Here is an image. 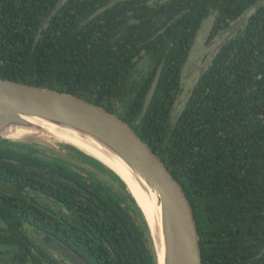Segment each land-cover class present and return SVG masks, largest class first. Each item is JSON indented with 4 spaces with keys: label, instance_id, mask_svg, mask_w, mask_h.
<instances>
[{
    "label": "flooded vegetation",
    "instance_id": "1",
    "mask_svg": "<svg viewBox=\"0 0 264 264\" xmlns=\"http://www.w3.org/2000/svg\"><path fill=\"white\" fill-rule=\"evenodd\" d=\"M6 1L16 3L10 10L12 18L21 19L18 31L31 38L32 46L41 40L48 61L55 53V62L61 64L59 79L63 80V73L71 82L85 85L77 92L91 100L135 99L142 85L151 86L160 66L162 71L159 52H186L183 62L163 77L167 84L180 85L178 99L168 113L175 123L181 105L216 52L235 51L240 36L264 35V0L232 31L230 26L259 0ZM176 28L181 34L177 46ZM188 83L192 87L180 99L182 86ZM219 112L220 133L232 130L231 136L244 139L217 141L216 149H205L198 167L201 264H264V109H245L250 117L239 118L241 128L229 123L227 109ZM246 123L256 125L257 136L244 130ZM191 152L188 159L193 162ZM2 160L28 170L26 159ZM38 160L47 161L42 156ZM46 163L56 168L62 165ZM63 166L70 174L52 171L48 175L61 180L60 188L41 175H34L38 178L31 183L27 172L6 175V180L0 174V264H158L153 240L135 207L131 208L138 214V223L120 205H113L127 217L129 228L102 205L90 206L101 216L112 217L101 221L100 229L79 219L78 179L85 180L87 173ZM187 170L189 177L195 174V165L189 164Z\"/></svg>",
    "mask_w": 264,
    "mask_h": 264
},
{
    "label": "trees",
    "instance_id": "2",
    "mask_svg": "<svg viewBox=\"0 0 264 264\" xmlns=\"http://www.w3.org/2000/svg\"><path fill=\"white\" fill-rule=\"evenodd\" d=\"M11 7H16V3L12 5L6 0H0V79L48 87L76 95L116 114L134 129L138 137L156 153L179 182L189 201L197 229L200 198L198 167L202 164L205 149H216V142L219 140L244 139L240 137L241 135L231 136L232 130H224V135L220 133V109H227L228 113H225V116L232 119L229 123L239 128L243 126L239 118L250 117L247 112H244L245 109H264V35L255 33L254 36H240L237 38L235 51L221 49L216 52L201 80L190 91L186 102L181 105L180 116L175 123L170 120L168 113L170 106L178 99L180 85L167 84L163 82V77L175 69L178 63L183 62L186 52L169 50L158 53V62L162 63L163 67L160 80L147 108H144V102L150 87L149 83L142 85L135 99L119 102L121 106L116 107L118 102L91 100L85 94L78 93L77 89L86 88V86L71 82L72 79L63 73L61 81L58 75L61 72V64L55 62V53L52 54L51 62L46 60L41 40L32 46L31 38L18 31L22 24L21 19L12 18L14 12L10 11ZM15 13L23 17L22 13ZM14 29L16 32H13ZM179 30L178 28L175 30V46L181 39ZM65 56L67 54H62V58ZM153 74L154 70L149 79L153 77ZM226 78H233V80H220ZM245 126L244 130L254 133L252 136H257L259 133L256 125L246 123ZM236 136L238 137L235 138ZM189 150L193 151L190 154L192 159L194 157L193 162L188 159ZM35 153L36 151L32 149H29L27 153L0 150V174H4L6 180L9 178L6 175L27 172L30 174L28 179L31 183L38 178L34 175H41L42 179L54 182L58 188L62 187L61 184L59 185L62 183L60 179L54 176L48 177V175L52 171L63 175L70 174V171L63 165L56 168L46 163L48 161H39L40 155ZM213 155L212 153L207 156ZM2 158L26 159L28 170L23 168L20 170L17 162L12 163ZM189 164L195 165V174L190 177L187 170ZM19 178L21 179L15 175V179ZM78 198V214L81 221L93 222L100 229V222L112 217H103L97 208L90 206L102 205L106 207V212L116 215L113 219L126 222L128 228L131 226L127 217L113 208L116 203L82 179H78ZM131 203L145 222L133 199ZM135 235L139 234L136 232Z\"/></svg>",
    "mask_w": 264,
    "mask_h": 264
},
{
    "label": "water",
    "instance_id": "3",
    "mask_svg": "<svg viewBox=\"0 0 264 264\" xmlns=\"http://www.w3.org/2000/svg\"><path fill=\"white\" fill-rule=\"evenodd\" d=\"M260 4L261 0L257 1L229 29L232 31L243 24ZM160 73L161 66L146 96L145 108L154 95ZM46 129H53L56 133L74 137L89 145L126 172L144 193L153 207L152 224L142 208L135 203L149 231L154 228L156 237H151L156 252L158 244L161 248L160 256L157 253L158 264H201L193 213L181 185L131 126L116 114L79 96L48 87L0 79V136H10L15 130L34 131L38 135L33 134L24 140L32 138L37 147L55 150L53 144L41 138H52ZM95 159L126 187V181L113 169Z\"/></svg>",
    "mask_w": 264,
    "mask_h": 264
},
{
    "label": "rangeland",
    "instance_id": "4",
    "mask_svg": "<svg viewBox=\"0 0 264 264\" xmlns=\"http://www.w3.org/2000/svg\"><path fill=\"white\" fill-rule=\"evenodd\" d=\"M191 87H192L191 83L184 84L182 86L183 89L180 99L187 97ZM117 106L120 107L121 104L118 103L116 104V107ZM41 138L53 144L55 146V150L48 148L46 149L42 148L43 150L40 149L34 144L32 138L24 140V138L23 139L19 137L11 138L9 136H0V150L3 152H8L9 150H16L18 152L27 153L29 149H32L34 150V152L36 151L35 154L40 155L43 158H46L48 162H53V163L57 162L62 165H66L67 167L70 168L73 166L78 167L79 169L87 173L86 176L83 175L85 180H87L94 188H97L103 194L107 195L114 203L120 205L121 208L125 210L128 217H130L129 219H132L135 222L137 221L136 223H138L139 221L138 214L134 213L131 208L132 207L131 199H133V197L129 193V191L125 188L123 182L120 179H118L117 176L113 175L109 171V169L106 170L107 168L104 165H102L99 161H97L95 158L81 151L77 147L68 143H64L62 141H58L59 143L58 144L56 143L57 140H54L52 138H47V137H41ZM147 232L149 237H151L148 226H147Z\"/></svg>",
    "mask_w": 264,
    "mask_h": 264
},
{
    "label": "bare ground",
    "instance_id": "5",
    "mask_svg": "<svg viewBox=\"0 0 264 264\" xmlns=\"http://www.w3.org/2000/svg\"><path fill=\"white\" fill-rule=\"evenodd\" d=\"M46 130H47V132H49V133L52 134V136H51L52 139L57 140L56 143H58V141H62L64 143L71 144V145H73V146H75V147L83 150L84 152L89 153L90 155L94 156L95 158H97L98 160H100L101 162H103L105 165H107L111 169H113L118 176H120L124 181H126V183H127L126 184L127 189L129 190V192L131 193L132 197L137 202V204L142 208V210L144 211V213L148 216L149 223L152 224V222H153V216H154L153 207H152L150 201L144 195V193L141 192L138 189V187L132 182V180L126 174V172H124L122 169L118 168L116 165H114L113 163H111L110 161H108L107 158H105L102 154H99L95 149H93L89 145L81 142L80 140H78V139H76L74 137L68 136V135H64V134H61V133L60 134L59 133H56V131L53 130V129H46ZM33 134H35L34 131H29V130H27V131H24V130H22V131L21 130H15V131H13V132L10 133V136L9 137H11V138L12 137L28 138V137L32 136ZM35 135H38V134H35ZM54 143H55V141H54ZM67 150H69V149H67ZM106 170H108V169H106ZM113 177H115V176H113ZM153 230H154V228H152V230L150 229V234H151L152 237L153 236L156 237V235L154 234V231ZM158 245L156 246V248L158 250L156 253H158V256H160V249L161 248H159Z\"/></svg>",
    "mask_w": 264,
    "mask_h": 264
}]
</instances>
